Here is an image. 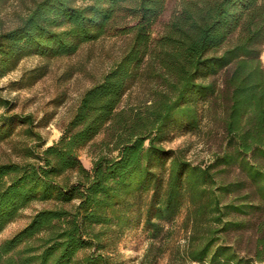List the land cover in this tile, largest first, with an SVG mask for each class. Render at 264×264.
Listing matches in <instances>:
<instances>
[{"label": "trees", "instance_id": "16d2710c", "mask_svg": "<svg viewBox=\"0 0 264 264\" xmlns=\"http://www.w3.org/2000/svg\"><path fill=\"white\" fill-rule=\"evenodd\" d=\"M102 39L126 44L53 144L0 97V144L24 140L23 160L0 163V235L32 210L0 241V264H122L127 233L152 247L182 212L191 263L264 264V0H32L0 31V80L28 58H71ZM133 90L141 101L122 106ZM205 122L222 146L210 164L162 147ZM100 137L87 169L78 153ZM230 170L239 179L222 181Z\"/></svg>", "mask_w": 264, "mask_h": 264}, {"label": "rangeland", "instance_id": "374dc122", "mask_svg": "<svg viewBox=\"0 0 264 264\" xmlns=\"http://www.w3.org/2000/svg\"><path fill=\"white\" fill-rule=\"evenodd\" d=\"M31 4L32 0H0V31L12 28ZM125 44L126 39H102L82 47L71 58L49 62L35 57L28 58L20 63L15 72L0 80V97L12 104L14 114L29 115L33 118L36 132L45 146H49L59 138L60 127L70 117L79 96L100 80L118 58ZM261 62L264 67V56ZM32 71L42 72L44 76L33 86L23 90L18 91L12 87L13 83H17L22 76ZM140 95V91L133 90L124 99L122 106L137 105L142 99ZM208 133L209 127L205 122L196 135L173 133L162 147L178 152L186 162L194 166L204 167L210 164L216 155L221 154L222 150L218 131ZM101 140L102 137L96 139L93 146L78 153V158L85 168H90L96 145ZM21 141L24 140L18 137L7 144H0V163H18L24 159ZM219 177L228 183L235 181L238 176L230 170ZM233 196L224 202L237 204L239 200ZM31 213L32 210L26 211L22 219L9 226L0 235V241L24 226ZM230 218L241 219L234 216ZM166 230L167 236L161 242L153 243L152 247L148 246L147 239L140 231H130L120 240L117 257L122 264H193L186 256L190 227L186 222L185 213L182 212L175 223ZM226 241L232 242V236ZM249 242V236L243 235L234 245L244 252Z\"/></svg>", "mask_w": 264, "mask_h": 264}, {"label": "crops", "instance_id": "0c3cea01", "mask_svg": "<svg viewBox=\"0 0 264 264\" xmlns=\"http://www.w3.org/2000/svg\"><path fill=\"white\" fill-rule=\"evenodd\" d=\"M262 56H264V53H262ZM262 56H261V58H262Z\"/></svg>", "mask_w": 264, "mask_h": 264}]
</instances>
